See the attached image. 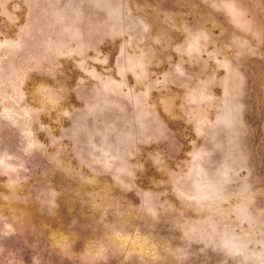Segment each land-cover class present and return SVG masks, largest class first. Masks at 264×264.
<instances>
[{"label":"rangeland","instance_id":"obj_1","mask_svg":"<svg viewBox=\"0 0 264 264\" xmlns=\"http://www.w3.org/2000/svg\"><path fill=\"white\" fill-rule=\"evenodd\" d=\"M0 264H264V0H0Z\"/></svg>","mask_w":264,"mask_h":264}]
</instances>
